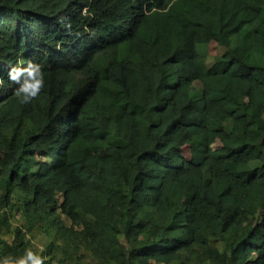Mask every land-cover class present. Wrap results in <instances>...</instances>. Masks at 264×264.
<instances>
[{
  "label": "trees",
  "instance_id": "trees-1",
  "mask_svg": "<svg viewBox=\"0 0 264 264\" xmlns=\"http://www.w3.org/2000/svg\"><path fill=\"white\" fill-rule=\"evenodd\" d=\"M0 78V207L17 188L30 220L0 258L60 213L110 264H264V0H0Z\"/></svg>",
  "mask_w": 264,
  "mask_h": 264
},
{
  "label": "rangeland",
  "instance_id": "rangeland-1",
  "mask_svg": "<svg viewBox=\"0 0 264 264\" xmlns=\"http://www.w3.org/2000/svg\"><path fill=\"white\" fill-rule=\"evenodd\" d=\"M198 51L201 55L206 56L207 66L213 64V57L208 56L204 44H198ZM225 51L224 47H220L218 53L221 55ZM201 83L196 81L194 88L197 92L201 91ZM37 159L48 162V159L39 155ZM3 176H0V197L4 192ZM10 206L6 208L0 207V234L4 240L10 242L16 227H25L30 220L21 211L22 193L15 188L11 196ZM264 214V210L260 209L257 213L258 217ZM60 224H52L50 217L42 220L38 217L33 222L30 232L26 235L27 248L34 253L45 258V264H110L97 256L92 249L85 244L81 236V224L73 225L71 220L63 215H57ZM88 221H93L90 216H87ZM59 226L63 230H59ZM121 240V239H120ZM208 243L211 247L224 251L227 242L224 239L208 238ZM211 258L204 253L202 248L195 246L192 251L182 252L179 259L172 264H211ZM149 264H157L151 262Z\"/></svg>",
  "mask_w": 264,
  "mask_h": 264
},
{
  "label": "clouds",
  "instance_id": "clouds-1",
  "mask_svg": "<svg viewBox=\"0 0 264 264\" xmlns=\"http://www.w3.org/2000/svg\"><path fill=\"white\" fill-rule=\"evenodd\" d=\"M8 80L18 86L15 89V95L23 105L34 101L45 87L41 66L32 62L24 66H11L8 71ZM3 86L4 80L0 78V88ZM0 264H45V258L31 250H26L19 258H0Z\"/></svg>",
  "mask_w": 264,
  "mask_h": 264
}]
</instances>
